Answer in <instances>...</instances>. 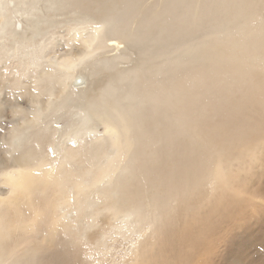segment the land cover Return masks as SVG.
Listing matches in <instances>:
<instances>
[{"label":"bare ground","instance_id":"obj_1","mask_svg":"<svg viewBox=\"0 0 264 264\" xmlns=\"http://www.w3.org/2000/svg\"><path fill=\"white\" fill-rule=\"evenodd\" d=\"M0 80V264H77L68 232L104 214L100 257L120 240L115 264H149L163 234L240 202L233 175L258 167L264 0H0Z\"/></svg>","mask_w":264,"mask_h":264},{"label":"rangeland","instance_id":"obj_2","mask_svg":"<svg viewBox=\"0 0 264 264\" xmlns=\"http://www.w3.org/2000/svg\"><path fill=\"white\" fill-rule=\"evenodd\" d=\"M100 2L101 1L92 2V14L98 13L96 8L99 7ZM76 8H81V6H76ZM71 9L73 8H68V10ZM254 9L257 11L254 13H258V11L260 10V5L256 4ZM56 31L59 32V36L56 35V40H54L56 44V50H62L63 48L65 49L66 47L63 44H65L64 41L66 40V32L64 29H59ZM59 39L64 43L60 42ZM56 41L58 43H56ZM257 75L258 77L260 76L259 73H257ZM253 77L258 79L257 76ZM0 82L3 81L0 80ZM21 88L22 87L19 86L18 88H13L12 91L10 89H5L4 94L10 92H20L23 90ZM251 96L254 97L255 103L264 109V104L257 103L258 99H260L262 95L259 93H254L251 94ZM20 101L23 103L22 99H20ZM19 117L20 115L14 116L11 121H14L15 118L19 119ZM69 118L70 114L59 119V125L65 124V122L69 120ZM3 120L2 123L4 126L8 125L10 122L9 119ZM98 130L101 132L102 128L99 127ZM253 148L254 149L252 153L248 154L247 157H245V160H248L250 156L257 153L254 162L258 164V167L252 172V178L247 177V179L243 180L242 178L245 173L240 175H233L235 184L231 186L230 192H233L234 189L240 187L239 189L243 197L240 199V202L236 201L230 206H225L226 208H224L223 210H219V207L213 208V206H209L208 210L211 207L212 212L210 211L206 218H200L201 224L199 226H197L198 219L197 217H195L196 219L194 221H191L192 229L190 233H186L187 235L178 232L175 228H173L172 233L167 232V234L165 233L166 235L163 234L157 242V252H159V255L154 253L150 262L147 261V263L149 262V264H152L154 258V260L157 261L158 264H229V262L232 261L231 255H233L234 251L238 249L239 251H241L240 255L242 257L240 256V258L246 261L247 264H255V262L256 264H264V198L262 199V197H264V195L262 194V190L264 187V174L259 175V172H262L261 170H264V154L262 153L264 152V144H257ZM7 149L8 146L5 148V145L0 144V150L2 151V153ZM2 153H0V155L3 158ZM4 159H9V156ZM250 178L251 181L248 183V180ZM3 190H5V187L0 186V191H2L0 193H4ZM92 202H90L91 205ZM91 208L92 206H89L87 208H82L81 210H84V214L86 215L88 221L87 223L89 224H92ZM215 209L216 211L214 212ZM60 211H62V209H60ZM217 211L218 213H216ZM66 213H70V215H67L68 217H72V215H74L72 209H64V217H66ZM108 217V214L99 216L95 221L99 225V227L91 226L87 230H84L81 238H77L75 233L68 232L66 239L67 243H64V246L61 248L62 251H60V253H62V256H64V260L68 257L66 256L67 253L71 251L77 259V264H115L114 261H112L111 257L113 256L115 261H118V258H120L119 256L122 255V250L125 249V245L123 246L120 240L116 242L117 244L113 243L114 241L119 239L118 237H116L114 241L107 242L109 243V245L113 243L112 245H114V247H118L114 248L112 252L106 253L103 258L100 257V255L104 253V251L102 250L104 249V247L101 244V241L103 239H106L105 233L108 232ZM170 224L171 223H169L168 227H170ZM84 227L85 226H82V229H84ZM194 227L196 228V230ZM171 236L173 237V239ZM31 237V240L33 242L32 245L34 243H37L36 239L38 237V234L34 233L33 235H31ZM167 238L169 239L167 240ZM242 252H244L245 254H242ZM58 258L59 260L61 259L60 254ZM252 259L254 262L252 261Z\"/></svg>","mask_w":264,"mask_h":264}]
</instances>
